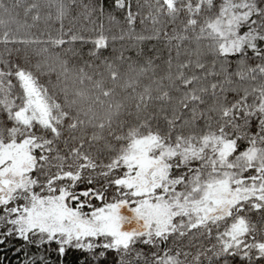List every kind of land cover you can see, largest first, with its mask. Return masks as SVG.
Masks as SVG:
<instances>
[{
	"label": "snow or ice",
	"instance_id": "1",
	"mask_svg": "<svg viewBox=\"0 0 264 264\" xmlns=\"http://www.w3.org/2000/svg\"><path fill=\"white\" fill-rule=\"evenodd\" d=\"M112 4L135 25L132 0ZM156 11L182 19L163 34L177 56L194 40L211 59L187 76L192 61L178 65L171 110L116 128L0 56V244L22 241L9 245L16 264H63L69 249L88 253L77 264H264V0H157Z\"/></svg>",
	"mask_w": 264,
	"mask_h": 264
},
{
	"label": "trees",
	"instance_id": "2",
	"mask_svg": "<svg viewBox=\"0 0 264 264\" xmlns=\"http://www.w3.org/2000/svg\"><path fill=\"white\" fill-rule=\"evenodd\" d=\"M156 3L157 0H132V9L138 8L139 16L131 26L125 9H117L112 0H0V38L5 35L10 38L7 43L0 40V56L33 67L40 82L47 83L61 98L65 92L70 99L75 98L74 114L77 108L97 119L111 114L113 128L120 121L143 119L151 113L159 115L162 108L171 110L181 94L177 91L178 65L184 60L192 61L183 69L187 76L202 71L195 68L198 57L204 60L211 57L206 55L202 43L197 50L194 40H185L177 56V42L166 41L163 34L165 29L168 32L174 27L179 29L182 19L173 24L156 11ZM154 16L158 17L155 21ZM158 30L160 38H151ZM99 34L108 37V46L94 51L88 38ZM73 35L84 39H65L59 45L50 39ZM37 62L43 69L51 70H37L34 67ZM207 82L199 80L197 84ZM166 91L171 100L164 98ZM86 131L91 133L94 129L87 127ZM108 131L106 125L105 134ZM121 211L125 215L131 213L127 207ZM20 243L10 238L0 244V264H16L17 256L9 245ZM53 256L58 260L55 253ZM86 256V251L69 249L63 264H77ZM114 259L115 253L110 251L108 260Z\"/></svg>",
	"mask_w": 264,
	"mask_h": 264
},
{
	"label": "rangeland",
	"instance_id": "3",
	"mask_svg": "<svg viewBox=\"0 0 264 264\" xmlns=\"http://www.w3.org/2000/svg\"><path fill=\"white\" fill-rule=\"evenodd\" d=\"M89 4H90V2H88ZM130 215H131V213H130ZM133 226H135V222L133 221L132 223H126L125 225H124V227L125 228H131V227H133Z\"/></svg>",
	"mask_w": 264,
	"mask_h": 264
}]
</instances>
